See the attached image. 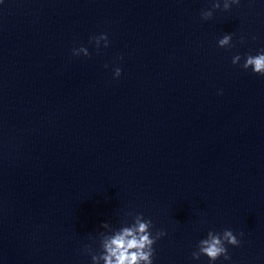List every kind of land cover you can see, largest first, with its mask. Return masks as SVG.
I'll list each match as a JSON object with an SVG mask.
<instances>
[{"label": "clouds", "instance_id": "clouds-1", "mask_svg": "<svg viewBox=\"0 0 264 264\" xmlns=\"http://www.w3.org/2000/svg\"><path fill=\"white\" fill-rule=\"evenodd\" d=\"M239 0H224L223 10L228 11L233 4H238ZM213 10L220 9L221 4L219 0L213 3ZM213 10H204L201 13L202 19L208 20L213 16ZM95 42L97 49L100 47L101 41L104 42V47H108L107 34H101L99 36L92 37L90 43ZM232 41L231 34H225L218 40V46L223 48L225 46L230 47ZM74 56L83 54L89 56L88 49L84 46L80 48H74ZM122 59V57L120 58ZM241 60L240 55H235L232 59V63L238 64ZM107 67V65H105ZM243 69H252L253 73L264 76V50H261L256 55L247 54L244 58L242 65ZM121 69L119 67L114 69V77L121 75ZM152 226L150 219H145L142 214L136 215V222L131 227H124L118 232L105 238L101 242L102 252L99 255L93 254V264H99L100 260L104 261V264H152V257L154 254L153 245L158 239L166 235L165 232L159 231L155 236L149 231ZM102 227H107V223H104ZM243 235V233H241ZM232 246H239L241 241L233 234L230 229H225L222 233L208 232L207 238L199 242V251L194 252L193 258L199 259L201 255L208 257L210 261H216L221 256L225 260H229L228 250L225 244Z\"/></svg>", "mask_w": 264, "mask_h": 264}]
</instances>
